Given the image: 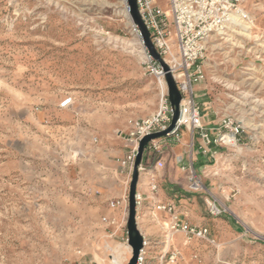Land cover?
Wrapping results in <instances>:
<instances>
[{
    "label": "rangeland",
    "instance_id": "374dc122",
    "mask_svg": "<svg viewBox=\"0 0 264 264\" xmlns=\"http://www.w3.org/2000/svg\"><path fill=\"white\" fill-rule=\"evenodd\" d=\"M154 2L168 10V0ZM240 5L251 24L211 36L199 62L194 93L217 139L210 162L194 169L202 189L186 180L183 201L167 196L209 241L171 234L163 215L143 264H264V0ZM144 50L125 0H0V264H114L116 248L129 262L127 239L98 235V204L83 191L100 170L112 175L130 121L158 109ZM69 97L71 113L61 114ZM226 118L239 128L233 145L219 141ZM159 152L147 165L179 167Z\"/></svg>",
    "mask_w": 264,
    "mask_h": 264
},
{
    "label": "built area",
    "instance_id": "2783aa9c",
    "mask_svg": "<svg viewBox=\"0 0 264 264\" xmlns=\"http://www.w3.org/2000/svg\"><path fill=\"white\" fill-rule=\"evenodd\" d=\"M138 11L146 26L151 42L161 59L167 65L174 80L177 90L181 94L179 105V117L174 130L164 138L174 137L179 139V131L186 129L196 133L204 142L203 154L213 157L212 146L217 139L212 137L214 128L204 127L202 109L196 100L194 88L204 80V73L200 66L206 44L211 36L222 35L230 26L251 23L240 0H168V10L164 11L157 6L154 0H136ZM133 32L138 40L144 45L138 28L133 24ZM145 47V46H144ZM144 64L149 73L156 80L160 88V98L157 111L150 117L130 121V127L125 135L128 146L126 156L119 160L121 169L132 168L136 157L139 141L149 135L164 132L169 127L173 108L168 99V92L165 83V73L161 66L149 52L144 50ZM72 105V98L61 101L59 107L69 108ZM220 129L225 131L221 135L220 142L233 145L239 134V128L229 119H223ZM232 137V142L226 139ZM162 139V138H161ZM160 139L151 141L144 149V152L155 153L160 151ZM154 168H163V163L157 161ZM141 169V166L139 170ZM186 171L188 189L191 192L201 191V182L198 179L192 166H182ZM149 189L152 193L157 191L154 177H151ZM136 208L141 203V198L135 196ZM127 202V197L109 203L111 208L120 206ZM155 210L169 216V230L171 234L181 232L187 241L206 240L209 241V234L205 228H196L182 221L172 203H160ZM106 221V219H103ZM145 255L144 249L140 252L137 264H143ZM177 252H172L170 261H174Z\"/></svg>",
    "mask_w": 264,
    "mask_h": 264
},
{
    "label": "crops",
    "instance_id": "0c3cea01",
    "mask_svg": "<svg viewBox=\"0 0 264 264\" xmlns=\"http://www.w3.org/2000/svg\"><path fill=\"white\" fill-rule=\"evenodd\" d=\"M61 102V101H60ZM59 107V106H58ZM61 114L69 115L72 106L69 108H58ZM204 118V115H202ZM208 129H212L209 127ZM192 133L186 129L179 131V139L175 140L174 137L162 138L158 141L161 145L159 153L167 152L172 154V161L179 167H172L168 171H161L154 168L155 163L147 165L150 158V153H143L141 169L138 171V182L136 194L141 198V203L137 207L136 224L139 232L141 233L145 247L152 239L153 233L157 229L162 228V217L166 215L163 212L155 210V206L160 203H168V195L171 194L173 198H179L183 201L186 198L184 194V185L186 183V171L181 169L182 166H192L193 169L201 168L210 162L211 156L203 154L205 144L202 139L197 135L196 139L193 136L192 153L185 155V144L188 141V136ZM124 140L125 135H124ZM97 140L95 139V142ZM126 143V144H125ZM123 142L124 150L121 151L116 158V161L110 167L112 175L104 178L102 170H100L99 177L95 182L87 184L83 191L86 195L90 193L98 204L93 215L100 217L102 225L96 230L98 235L104 240L105 243L115 244L120 243L123 239H127V218H128V186L131 181L133 167L121 169L119 160H122L128 150L127 142ZM214 148L212 146L211 150ZM86 158V156H85ZM102 167V166H101ZM151 177H154V183L157 186V191L152 193L149 189ZM94 193V195H93ZM83 197V196H82ZM127 197V202L118 207L111 208L109 203L112 201L120 200ZM106 219V221H103ZM90 229V228H89Z\"/></svg>",
    "mask_w": 264,
    "mask_h": 264
},
{
    "label": "water",
    "instance_id": "95a60500",
    "mask_svg": "<svg viewBox=\"0 0 264 264\" xmlns=\"http://www.w3.org/2000/svg\"><path fill=\"white\" fill-rule=\"evenodd\" d=\"M127 7L129 10V15L132 23L138 28L140 35L142 37L143 43L149 54L153 57L155 61L159 63L163 72L165 73V83L168 92V99L171 107L173 108V117L171 123L166 131L152 134L142 138L139 141L136 157L133 163V170L131 181L128 190V218H127V243L131 248V257L127 264H137L140 252L144 249V239L139 232L136 224V189L138 182V171L141 166L142 157L145 147L153 140H158L169 135L175 128L176 122L179 117V105L181 103V94L176 88L174 80L169 72L167 65L161 59L159 54L156 52L151 39L150 34L141 20L136 0H126Z\"/></svg>",
    "mask_w": 264,
    "mask_h": 264
},
{
    "label": "bare ground",
    "instance_id": "6f19581e",
    "mask_svg": "<svg viewBox=\"0 0 264 264\" xmlns=\"http://www.w3.org/2000/svg\"><path fill=\"white\" fill-rule=\"evenodd\" d=\"M126 1V0H125ZM246 25H249V24H251V23H245ZM115 246H117V244L115 245ZM119 246H121V245H119ZM128 250H129V254H131V248L129 247L128 248ZM114 251V256H113V258H112V261L114 262V264H121V262H120V257H119V253L121 252V250L119 249V248H116L115 250H113Z\"/></svg>",
    "mask_w": 264,
    "mask_h": 264
}]
</instances>
